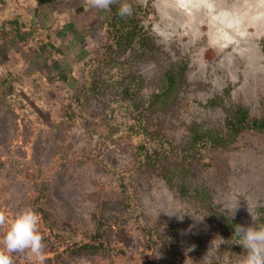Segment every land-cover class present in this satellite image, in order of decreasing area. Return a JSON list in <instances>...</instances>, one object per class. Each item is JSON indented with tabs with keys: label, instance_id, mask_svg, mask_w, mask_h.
Here are the masks:
<instances>
[{
	"label": "rangeland",
	"instance_id": "374dc122",
	"mask_svg": "<svg viewBox=\"0 0 264 264\" xmlns=\"http://www.w3.org/2000/svg\"><path fill=\"white\" fill-rule=\"evenodd\" d=\"M129 2L121 18L0 0V211L40 214L46 264H239L248 204L264 224V0L176 28L158 0ZM226 7L238 23L219 31Z\"/></svg>",
	"mask_w": 264,
	"mask_h": 264
},
{
	"label": "clouds",
	"instance_id": "9594fccd",
	"mask_svg": "<svg viewBox=\"0 0 264 264\" xmlns=\"http://www.w3.org/2000/svg\"><path fill=\"white\" fill-rule=\"evenodd\" d=\"M135 2L139 3V0ZM86 4L90 9L103 12H111L113 6H117V14L121 18L134 15V5L129 0H86ZM238 206L239 199L223 211L233 216ZM248 211L254 226H235V235L239 236V245L244 250L239 264H264V224L259 223V215L254 213L249 204ZM198 219L202 220L203 217ZM41 222L40 214L31 207L19 211L10 223L6 213L0 211V228L5 229L0 237V264H15L14 256L17 254L27 255L34 264H46V244Z\"/></svg>",
	"mask_w": 264,
	"mask_h": 264
},
{
	"label": "bare ground",
	"instance_id": "6f19581e",
	"mask_svg": "<svg viewBox=\"0 0 264 264\" xmlns=\"http://www.w3.org/2000/svg\"><path fill=\"white\" fill-rule=\"evenodd\" d=\"M226 1H229V0H176V2H174V3L173 2H170V1L168 2V0H158V5L161 6V7H163V9L166 8L168 10V14L167 15H164V17H166L167 19H169V20L172 21V23L170 22L172 28H176L178 25L180 26V24L181 25L182 24H187L188 25V23H189L190 25H192L191 24L192 22H191L189 16H191V14H192L191 12L193 10H194L193 12L196 11L195 13H201L205 8H209L210 10L213 11L218 6H225V5H227L228 3H226ZM231 8L233 9V7H231ZM231 8L226 7L225 10H222L221 12L218 13V16L217 17H220L221 19L222 18L223 19L220 22V24H214L213 28L215 26H219L218 27V30L220 31L221 28L228 30L230 27L234 28V27L237 26V23H238V19L239 18L236 19V16L234 15L236 13H232L233 11H232ZM209 9H207V12L209 11ZM181 10L187 11L188 12L187 13L188 16L187 15H183V13L181 12ZM186 16H187V18H186ZM211 22H215V21L213 20ZM231 24L234 25V26H231ZM157 32H158V34H160L162 36L163 41L165 43H168V41H169L168 35H165L164 34V31L162 29H160V28H157ZM186 34L187 33H184V34L181 35L182 36V39L183 38H186ZM216 34L217 33L212 32V36H215ZM214 38H216V37H214ZM218 47L221 48V45L220 46H217L216 49H218ZM254 60H253L254 61L253 64H258V60L259 59L256 58ZM196 66H198L199 68H201L202 71H204V72L205 71L207 72V70H208V66H206L204 64H201L200 63V64H198Z\"/></svg>",
	"mask_w": 264,
	"mask_h": 264
},
{
	"label": "trees",
	"instance_id": "16d2710c",
	"mask_svg": "<svg viewBox=\"0 0 264 264\" xmlns=\"http://www.w3.org/2000/svg\"><path fill=\"white\" fill-rule=\"evenodd\" d=\"M113 11H114V13H117V10L116 9H114ZM132 19L133 18H131V19L127 20V21H122L121 20V22H120L121 25H120L119 28L116 29V34L113 36V38H112V33L110 32V35L109 36L112 38V40L120 39V36L123 35V31H124V28L126 26H129L128 29L130 30V24H131ZM9 21L10 20L8 19L7 16L4 17V18L1 16L0 17V28L5 27L9 23ZM238 115L240 117H238V121L237 122H235V121L230 122V131H235V130L242 129L241 126L243 124H245L246 117H247L246 114H245V112L239 111L238 112ZM260 126L264 129V122L263 123H260ZM86 249H93V248L90 247V246H87Z\"/></svg>",
	"mask_w": 264,
	"mask_h": 264
},
{
	"label": "crops",
	"instance_id": "0c3cea01",
	"mask_svg": "<svg viewBox=\"0 0 264 264\" xmlns=\"http://www.w3.org/2000/svg\"><path fill=\"white\" fill-rule=\"evenodd\" d=\"M1 16H2V15H1ZM2 17L4 18V17H6V16L3 15ZM9 23H14V21H13V22H9ZM9 23H8V24H9Z\"/></svg>",
	"mask_w": 264,
	"mask_h": 264
}]
</instances>
